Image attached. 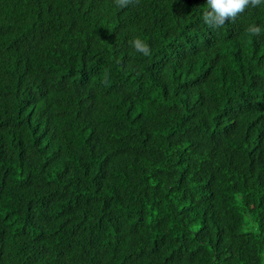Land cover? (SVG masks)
I'll list each match as a JSON object with an SVG mask.
<instances>
[{
    "label": "trees",
    "instance_id": "1",
    "mask_svg": "<svg viewBox=\"0 0 264 264\" xmlns=\"http://www.w3.org/2000/svg\"><path fill=\"white\" fill-rule=\"evenodd\" d=\"M205 4L0 0V264H264V5Z\"/></svg>",
    "mask_w": 264,
    "mask_h": 264
},
{
    "label": "clouds",
    "instance_id": "2",
    "mask_svg": "<svg viewBox=\"0 0 264 264\" xmlns=\"http://www.w3.org/2000/svg\"><path fill=\"white\" fill-rule=\"evenodd\" d=\"M128 0H116L117 7H125ZM206 10L203 13L204 22L210 27H220L226 20H234L249 6L264 5V0H206ZM249 36H256L261 32V27L250 25L247 29ZM131 46L137 53L144 56L150 55V48L140 38L131 41Z\"/></svg>",
    "mask_w": 264,
    "mask_h": 264
}]
</instances>
